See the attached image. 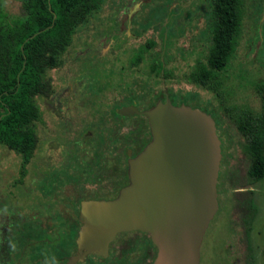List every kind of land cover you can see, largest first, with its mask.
<instances>
[{
	"label": "rangeland",
	"instance_id": "374dc122",
	"mask_svg": "<svg viewBox=\"0 0 264 264\" xmlns=\"http://www.w3.org/2000/svg\"><path fill=\"white\" fill-rule=\"evenodd\" d=\"M3 4L5 14H20L19 0ZM212 9L211 0H104L72 35L62 65L48 71L54 96L35 97L40 115L34 130L45 136L40 144L50 140L55 100L69 99L71 80L81 77L93 78L85 92L98 94L100 104L168 101L205 112L215 124L220 163L217 209L203 232L198 264H264V178L248 174V137L237 126L242 119L256 123L264 113V0H243L234 51L203 84L195 73L208 66L213 48ZM37 147L22 166L25 181ZM21 163L0 145V186L12 184Z\"/></svg>",
	"mask_w": 264,
	"mask_h": 264
},
{
	"label": "flooded vegetation",
	"instance_id": "af4514ba",
	"mask_svg": "<svg viewBox=\"0 0 264 264\" xmlns=\"http://www.w3.org/2000/svg\"><path fill=\"white\" fill-rule=\"evenodd\" d=\"M88 80L72 79L71 97L55 100L57 120L47 145L36 134L29 180L21 163L12 184L0 186V264H154L158 249L145 231H119L98 250L82 233L84 206L115 199L129 183L131 161L152 137L145 112L159 101L100 104L85 92Z\"/></svg>",
	"mask_w": 264,
	"mask_h": 264
},
{
	"label": "water",
	"instance_id": "95a60500",
	"mask_svg": "<svg viewBox=\"0 0 264 264\" xmlns=\"http://www.w3.org/2000/svg\"><path fill=\"white\" fill-rule=\"evenodd\" d=\"M152 138L131 161L130 180L111 201L84 206L89 249L137 229L151 235L154 264H198L203 232L217 209L220 142L205 112L159 102L145 112Z\"/></svg>",
	"mask_w": 264,
	"mask_h": 264
},
{
	"label": "trees",
	"instance_id": "16d2710c",
	"mask_svg": "<svg viewBox=\"0 0 264 264\" xmlns=\"http://www.w3.org/2000/svg\"><path fill=\"white\" fill-rule=\"evenodd\" d=\"M19 1V15H8L0 9V145L17 153L24 166L37 144L33 123L40 111L35 97L53 94L48 71L62 65L72 35L104 0ZM211 3L213 48L207 58L208 66L195 73L203 84L213 72L226 67L242 18L243 0ZM260 93L264 104V89ZM237 126L248 137V174L252 180L263 179L264 113L256 123L242 119Z\"/></svg>",
	"mask_w": 264,
	"mask_h": 264
}]
</instances>
